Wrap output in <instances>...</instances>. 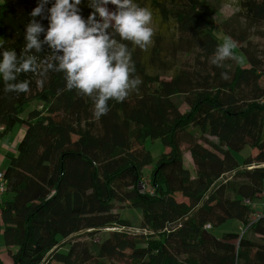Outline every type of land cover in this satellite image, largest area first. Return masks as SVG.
Masks as SVG:
<instances>
[{
    "label": "trees",
    "instance_id": "16d2710c",
    "mask_svg": "<svg viewBox=\"0 0 264 264\" xmlns=\"http://www.w3.org/2000/svg\"><path fill=\"white\" fill-rule=\"evenodd\" d=\"M0 1V43L19 56L38 0ZM136 2L153 11V42L132 52L142 83L125 101L110 100L106 115L67 90L63 73L50 72L43 85L20 74L31 82L26 94L0 79V137L23 130L5 154L0 202L12 264H264V213L253 218L250 206L264 195V0H238L248 37L221 27L247 68L234 55L212 63L218 8L207 0ZM80 8L86 19L87 0ZM40 55H50L46 45ZM147 140L168 149L155 163ZM229 220L247 227L242 237L214 236Z\"/></svg>",
    "mask_w": 264,
    "mask_h": 264
},
{
    "label": "clouds",
    "instance_id": "9594fccd",
    "mask_svg": "<svg viewBox=\"0 0 264 264\" xmlns=\"http://www.w3.org/2000/svg\"><path fill=\"white\" fill-rule=\"evenodd\" d=\"M81 3L82 0H38L30 14L32 20L25 26L19 56L0 43V79L6 91L26 94L31 82L18 81L20 74L35 73L43 85L50 72L63 73L66 89L89 97L99 118L110 111V100L125 101L142 83L135 76L132 52L137 47L146 51L153 42V11L141 7L136 0H87L92 11L85 19ZM108 5L114 9L109 10ZM38 16L47 20L46 28L35 19ZM125 42H130L132 48ZM45 45L50 55L41 59ZM234 47V41L226 39L217 47L212 63L232 57Z\"/></svg>",
    "mask_w": 264,
    "mask_h": 264
},
{
    "label": "rangeland",
    "instance_id": "374dc122",
    "mask_svg": "<svg viewBox=\"0 0 264 264\" xmlns=\"http://www.w3.org/2000/svg\"><path fill=\"white\" fill-rule=\"evenodd\" d=\"M208 2H210L211 4L215 5L218 8V12L216 14V21H217V26L215 27L214 30V36L216 37L218 43L221 45L226 39L229 38V36L227 34H225L221 27L225 30V32L227 33H237L245 34V37H248V26L246 24H244V22L239 19L237 16L238 13V0H207ZM1 2V1H0ZM109 10H113L114 6L113 5H108ZM152 27L155 31V25L154 22L152 24ZM255 39H258L255 37ZM262 44H264V40H261ZM233 55H234V59H235V64H237L240 67H244L247 68V61L246 58L244 56V54L238 50L237 46L235 45V47L232 50ZM231 59L234 62V59L232 57L228 58ZM264 84V82H262ZM31 104L27 107V109H30ZM19 126L16 125L15 129H17ZM14 133H9V137L5 139L4 143H10L13 139ZM145 147L146 149L150 152V155L153 159V163L157 162L158 159L161 157V155L163 153H165L168 149H165V147L163 146V144L161 143L160 140H155V141H150L147 140L145 143ZM185 146H183L184 148ZM250 153V150L248 147L244 148L242 151H240L238 154H236L239 158L240 161L246 159L248 157ZM184 163L186 165V167H189L191 165V159L190 156L187 152L184 151ZM7 165V162H6ZM6 165H4V168H6ZM193 172V169L191 170ZM152 169L151 167H146L143 170V179L146 182V185H149V179H150V175H151ZM146 189H148L146 187ZM261 201L262 199H255L253 200V202L250 204V206H252V210L255 213H258L259 211H257V209H254V207L256 206V208L259 207V209L261 208ZM264 208H261V210H263ZM262 213H264V211H261ZM119 213L122 214V216L129 218H132V221L135 220V218H141V213H139L138 210H129V209H121L119 210ZM238 224L233 221V220H229L227 222H225L224 224H221L219 226H216L213 228V235L221 238L224 232H236L239 233V236L241 235V231L238 230ZM107 233L106 231H102L100 233H98V235L95 236V241H102L104 238L107 237ZM2 240V237L0 239V242Z\"/></svg>",
    "mask_w": 264,
    "mask_h": 264
},
{
    "label": "crops",
    "instance_id": "0c3cea01",
    "mask_svg": "<svg viewBox=\"0 0 264 264\" xmlns=\"http://www.w3.org/2000/svg\"><path fill=\"white\" fill-rule=\"evenodd\" d=\"M22 131L23 130L20 126L17 129H15L14 127V129L9 132V133H14L13 139L10 143H4L5 139L9 137V133L0 137V173H3V171L5 170V168L2 169L7 162L5 158V154L9 151L15 150V146L22 134ZM254 209H257V211L261 210V208L260 209L259 207L256 208V206L254 207ZM262 211H264V209ZM239 228L240 227H238V230ZM1 237H2V223L0 222V239ZM0 264H12V260L8 254V248L5 246L3 238L0 242Z\"/></svg>",
    "mask_w": 264,
    "mask_h": 264
},
{
    "label": "built area",
    "instance_id": "2783aa9c",
    "mask_svg": "<svg viewBox=\"0 0 264 264\" xmlns=\"http://www.w3.org/2000/svg\"><path fill=\"white\" fill-rule=\"evenodd\" d=\"M2 130V127L0 126V131ZM6 193V186H5V182L3 180V173H0V202L1 200L4 198V195ZM261 208H264V195L261 196ZM262 210L259 211V213H254V217L253 218H257L258 214H261ZM209 228V227H208ZM247 227H240L239 230L242 232L240 237H242V235L245 233Z\"/></svg>",
    "mask_w": 264,
    "mask_h": 264
}]
</instances>
